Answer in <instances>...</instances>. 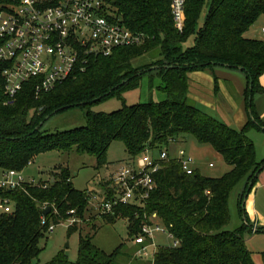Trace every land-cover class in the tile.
Listing matches in <instances>:
<instances>
[{
  "label": "trees",
  "instance_id": "trees-1",
  "mask_svg": "<svg viewBox=\"0 0 264 264\" xmlns=\"http://www.w3.org/2000/svg\"><path fill=\"white\" fill-rule=\"evenodd\" d=\"M10 2L0 0V8ZM106 2L122 23L143 35L140 44L116 48L108 56L85 57L71 75L48 91L35 89L30 80L12 100L4 93L0 63V170L21 172L38 154L51 150L86 153L95 158L99 168L106 164V150L113 140H120L134 160L146 149L160 152L170 138L191 134L199 143L211 145L231 166L230 170L219 177L205 176L197 168L186 174L169 153L158 162L159 168L153 174L155 186L143 206L118 205L113 214L97 215L111 224L119 218L127 219L132 237L140 231L144 215L155 212L178 242L175 247L159 246L154 253L156 263L255 264L244 233L264 231V227L253 231L243 198L264 168V159L256 160L253 141L247 135L250 127L264 126L256 117L253 101L256 91H264L258 83L264 73V40L246 37L244 32L264 15V0H186L182 31L173 26L169 0ZM205 7L204 24L197 29ZM191 36L193 44L184 48ZM145 53L157 57L152 66H134L132 60ZM213 66L240 67L245 74L248 121L241 129L188 102V72ZM146 74L150 87L157 77L156 88L165 95L163 99L124 105L110 112L88 108L113 93L137 88ZM65 106L63 110L86 107V124L48 132L42 129V123L35 129L46 115ZM249 110L255 122L250 119ZM71 178L67 167L59 168V173L47 183H25L23 188L0 190V197L12 203L11 212H0V264H30L38 256L39 240L50 231V225L67 222L71 216L82 218L84 211L89 210L91 192L76 189ZM239 183L243 184L237 197L241 222L229 229L228 200ZM103 191L111 192L104 186ZM46 208L49 212L44 214ZM74 232H78L76 221L67 226L68 235ZM92 238L79 235L75 261L58 253L45 264H124L118 260L122 255L131 259L129 264H148L134 255L136 250L128 252L119 245L106 252ZM261 257L264 261V251Z\"/></svg>",
  "mask_w": 264,
  "mask_h": 264
},
{
  "label": "built area",
  "instance_id": "built-area-1",
  "mask_svg": "<svg viewBox=\"0 0 264 264\" xmlns=\"http://www.w3.org/2000/svg\"><path fill=\"white\" fill-rule=\"evenodd\" d=\"M186 0H169L173 26L182 31L185 25ZM264 32V27H262ZM143 35L129 29L111 10L106 0H11L0 8V63L4 81V93L14 99L23 84L33 80L37 90L48 91L71 75L88 56H108L119 47L138 45ZM176 138L168 139V146L161 148L157 156L146 149L142 156L120 167L111 174L107 187L110 193L91 192L89 204L97 214H113L118 205L143 206L155 186L153 174L159 161L169 155V145ZM186 174L195 170L193 157L183 148L173 155ZM211 166V163H209ZM25 180L21 172L13 169L2 172L0 190L23 188ZM12 203L0 197V212H11ZM74 213V210H70ZM74 217L69 224L75 222ZM138 234L131 237L137 247L135 256L148 264L154 261V253L160 245L155 234L162 233L177 246L171 232L160 222L155 212L144 215ZM53 225L49 226V230ZM153 247L151 256L145 252Z\"/></svg>",
  "mask_w": 264,
  "mask_h": 264
},
{
  "label": "rangeland",
  "instance_id": "rangeland-1",
  "mask_svg": "<svg viewBox=\"0 0 264 264\" xmlns=\"http://www.w3.org/2000/svg\"><path fill=\"white\" fill-rule=\"evenodd\" d=\"M207 14L205 7L197 21L196 28L203 26ZM264 26V15L259 16L256 21L244 32V35L253 36L264 34L261 27ZM193 44V36L183 44L188 47ZM157 59L153 53H145L132 60V64L137 67L146 68ZM216 66H213V68ZM209 68L205 69V71ZM152 71V70H151ZM157 77L154 76L153 87H150L149 74H146L140 81V85L132 90L124 91L121 94L113 93L108 97L91 103L88 108L93 112H110L124 105H130L138 102L149 100L158 101L164 98V94L156 88ZM188 102H193L188 98ZM86 107L74 106L51 115L43 122L42 129L48 132L62 131L70 128L83 126L86 124ZM254 144V142H253ZM257 147V144H254ZM183 148L193 157L194 166L199 169L200 173L209 177H219L230 170L231 166L224 161L223 157L213 149L209 144L199 143L191 134H184L178 138L175 145H169L168 149L171 155L177 152V149ZM176 150V151H175ZM175 151V152H174ZM159 149L151 151V155L157 156ZM138 154L134 161L142 156ZM128 152L120 140H113L106 150V164L96 168V160L93 156L86 153L79 154L75 151L69 153L51 150L38 154L22 171L21 175L25 180H33L35 183H47L54 175L59 173V168H66L71 175V181L76 189H88L90 192L100 193L107 187V181H110L111 174L120 167L131 163ZM258 157V156H257ZM211 163V166H209ZM58 167V169H55ZM1 175V172H0ZM239 183L231 191L228 206L230 213V222L226 226L233 229L241 222L237 210V197L242 188ZM90 208L84 211L83 217L76 220L78 232L70 235L67 234V226L74 219L69 217V222H61L53 225V229L45 234L39 240L40 252L37 257L31 260L30 264H45L58 253H62L68 260L77 259V250L79 244V235L81 237H93L92 242L100 249L111 252L119 245H123L124 250L133 252L137 247L132 243L131 236L128 234V221L125 218H119L111 224L104 218L97 215V211L89 204ZM255 228V227H254ZM245 244L248 250L252 252V258L255 264H264L261 252L264 251V231L245 232ZM128 239V241H126ZM155 241L157 245H171L172 240L165 234L156 233ZM145 252L151 256L154 252L153 247L149 246ZM135 253V252H134ZM119 262L124 264L131 263V259L126 255L119 257Z\"/></svg>",
  "mask_w": 264,
  "mask_h": 264
},
{
  "label": "crops",
  "instance_id": "crops-1",
  "mask_svg": "<svg viewBox=\"0 0 264 264\" xmlns=\"http://www.w3.org/2000/svg\"><path fill=\"white\" fill-rule=\"evenodd\" d=\"M244 36L264 40V34ZM187 79V97L197 107L233 128L244 127L248 121V110L245 98L246 78L242 70L216 66L207 71L204 69L188 72ZM258 83L264 86V73L259 76ZM253 101L256 117L264 125V91H256ZM247 135L259 146L257 150L254 145L256 160L264 159V130L250 127ZM0 172L2 174V170ZM245 210L249 222L255 228L264 227V168L258 173L246 198Z\"/></svg>",
  "mask_w": 264,
  "mask_h": 264
},
{
  "label": "water",
  "instance_id": "water-1",
  "mask_svg": "<svg viewBox=\"0 0 264 264\" xmlns=\"http://www.w3.org/2000/svg\"><path fill=\"white\" fill-rule=\"evenodd\" d=\"M223 66H227V65H226V64H223ZM238 69H241V68L238 67ZM124 82H125V80L121 81V83H119V84L115 85L114 87H112V88H111L108 92H106L104 95H107L110 91H112L113 89L117 88L120 84H122V83H124ZM251 84H252V81L250 80V81H249V88H251ZM100 98H101V96H100V97H96V98H94L92 101H97V100H99ZM250 100H251V95L248 96V101L250 102ZM66 107H67V106H65V107H60V108L55 109L54 111H52L49 115H46V116L44 117V119H43L42 121H40L39 124L35 127V129H37L38 127H40V126L42 125V123L44 122V120L48 119L51 115H53V114H55V113H57V112L63 110V109L66 108ZM249 117H250V119H251L253 122H255V120L253 119V117H252V115H251V113H250V110H249ZM259 127H260L261 129L264 130V126H259ZM51 180H53V179H51ZM250 187H251V181H250L249 184H248V188H250ZM246 198H247V195H245L244 198H243V205H244V206H245ZM48 212H49V208H46V209L43 211L44 214H47ZM255 230H256V229L253 228V231H255ZM126 241H128V239H126Z\"/></svg>",
  "mask_w": 264,
  "mask_h": 264
}]
</instances>
